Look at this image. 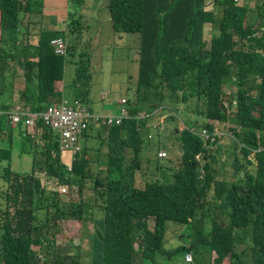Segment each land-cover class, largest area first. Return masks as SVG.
I'll return each mask as SVG.
<instances>
[{"label":"trees","instance_id":"obj_1","mask_svg":"<svg viewBox=\"0 0 264 264\" xmlns=\"http://www.w3.org/2000/svg\"><path fill=\"white\" fill-rule=\"evenodd\" d=\"M69 2L78 6L83 1ZM247 2L212 0L207 11L206 0H108L113 32L138 36V77L127 98L129 118L96 134L98 139L106 134L109 148L106 168L96 174L83 156L67 171L60 161L58 134L40 121L33 137L22 126L21 153L32 156L29 173L12 168L11 135L8 148L0 140V264H80L78 253L72 252L78 243L69 225L83 220L87 179L93 180L91 189L104 213L97 232L100 264H154L190 252L193 264H206L204 251L215 254L207 264H264V0L256 6L255 23L248 20ZM68 13L65 31H47L38 21L41 0H0V111L14 105L9 87L19 70L24 79L19 104L32 112H44L62 99L87 106L91 58L83 47L88 26L83 17ZM32 37L35 45L29 42ZM56 37L64 38V56L50 46ZM67 65L73 75L61 86ZM227 84L236 87L235 107L233 100L228 108L222 100ZM179 106L204 121L183 122L184 129H175L180 162L165 169L156 154L160 179L138 185L139 157L158 143L156 132L147 139L150 116L168 111L165 124L168 118L175 120ZM140 113L148 118H137ZM230 115L234 159L227 171L231 169L233 180H221L214 167L220 138L204 140L199 133H213V126L225 124ZM8 127L0 119V133ZM87 149L81 150L84 156ZM253 151L255 163L248 160ZM36 173L76 188L77 198L72 194L61 200L59 192L42 186ZM168 222L182 235L181 244L170 251L163 246ZM56 235L69 244L66 251L55 246Z\"/></svg>","mask_w":264,"mask_h":264},{"label":"rangeland","instance_id":"obj_2","mask_svg":"<svg viewBox=\"0 0 264 264\" xmlns=\"http://www.w3.org/2000/svg\"><path fill=\"white\" fill-rule=\"evenodd\" d=\"M83 1L85 2V0ZM257 1L258 0H256V2ZM41 7L44 8L43 0H41ZM69 8H70V12L76 14L77 17L79 12L77 8V4L73 2L72 4H70ZM208 10L209 8H207V11ZM97 17H98L97 14H92L91 17L89 18V23L94 25L96 23ZM250 17H253V15L252 16L250 15ZM34 20L36 21V19ZM38 21L40 22L39 19ZM90 26L91 25H89V29ZM96 29H97L96 26H94L93 27L94 33L90 35V38H94V39L96 38V39L93 41V43H89L85 45V46H90L89 48L83 47V49L85 48L84 50L88 52V55L91 58L89 63L90 65L89 70L92 74L90 93H89L88 101L86 103L89 109L91 110V112L93 113L96 112L97 114L110 113L111 115L112 114L118 115L120 113L121 106L117 100L122 96L121 87H123L125 81L128 79V76H130V74L125 75V72L130 66L132 68L131 72L133 73L135 71L137 72L138 69L137 64H135L134 62V58L133 55L131 54V51L127 48L128 42L125 41V38H127V36L129 37L132 36L138 37V36L135 34H121L126 37L118 40L116 37H114V35L107 33L108 31H105L103 27L98 28V34L96 35ZM213 32L218 33L215 30ZM260 34L262 33H258L257 36H259ZM210 35H211V26L208 25L205 28V39L207 41H209ZM84 39L86 40V37ZM130 60H131V65H130ZM69 76L70 73L65 71L64 79L65 78L69 79ZM134 76H136V74H134ZM5 82L8 83L10 81L7 78ZM131 83L132 82H130L129 85L131 86V89H133L134 85H132ZM9 84L10 83H8L7 85ZM23 87H24V82L21 79L15 77L13 78L12 85L9 87L11 88L12 94H14L15 92V101L16 99H18L17 102L19 103L21 102L19 101L20 98L18 95H20V92L18 91L20 90V88L23 89ZM223 91H224V95L222 100L225 104L229 105L230 101L232 100L236 102L234 98L236 87L233 84L225 85L223 87ZM17 92L18 94L16 95ZM103 93L106 94L105 98H102L101 94ZM5 97L6 96H4V99ZM125 99L127 100V98ZM175 110L177 111L176 113L177 116L175 117V120L173 119L169 120L168 118L167 122L164 124V119H165L164 118L162 127L158 129L157 132L155 133L156 135L154 137H157L158 143L156 142V144L147 147L146 150L139 157L141 170L137 172L135 175L136 183L138 185H143L145 182L154 180L155 178L160 179L161 174L160 173L156 174L157 173L155 171L156 167L154 165V159H156L155 158L156 154L160 149L165 150V152L167 153V157L161 160L162 161L161 164L163 165V167H165V169L170 168L169 166H172V164L177 165L180 162L179 156L181 154V148L178 140H176L178 134L175 131V129L177 130L178 128L180 130L184 129L183 122L187 123L191 121L190 124L197 122L198 124L201 125L202 122L204 121L201 116L194 115L193 112H189L187 108H185L184 106H179V108ZM164 115L168 117L169 115L168 111H162L161 113L157 114L152 121L153 122L158 121L159 119L163 118L162 116ZM230 116L231 117L229 118L228 122H226L225 124H220V132L223 134V136L220 139H218V143L215 148V154H214L216 158V163L214 164V167L218 172L217 173L218 179L221 180L227 179L226 177L231 175L230 172H228L227 170L231 168L230 162H232V160L234 159V150H233L234 148L232 145L231 129L234 128L235 125L233 124L234 116L232 115ZM98 129L100 130V128ZM99 130H96L95 133L91 135L90 138L85 139L84 143L80 139V141L82 142L80 143L81 150L83 149L84 146L88 148L87 149L88 151L86 152V156L83 155L82 151L79 152L78 154V158L83 156L86 160L90 162V169L94 174H96L97 171H101L104 170V168H106L105 155L109 151L106 134L102 133L101 134L102 138L100 139H98L95 135ZM1 145L4 148H8V144H1ZM237 155H239V152H237ZM130 156L132 157V155ZM72 158H73L72 154L70 152L65 151L61 153L60 161L65 166H70L72 163ZM14 170L19 173H28L27 171L25 172L23 171V169L17 167H15ZM1 172L2 171L0 170V174ZM169 173L171 177L172 174L171 172ZM36 176L39 177V180L41 181V184L44 188H46L47 190L59 192L61 200H65V199L69 200L70 199L69 197L72 196V194L73 196H75L74 199L77 198L76 188L69 189V187L65 184L63 185L59 183L57 184L55 180L48 178L42 173H36ZM86 182L87 183L82 196V200H83L82 202L84 201L95 202V195H93L91 189L93 180L87 179ZM62 188L66 189V192L65 193L62 192L61 194L60 190ZM83 222L87 225L84 219ZM172 226H176V225L170 222L169 227H167L168 230V234L166 237L167 239L164 238L163 240L164 249L167 251H170L171 249H174L181 244L180 238L182 235H175L174 233H170V227L172 228ZM68 245H69L68 243L65 244L64 242H60L58 245L55 242V246L63 249L64 251L68 249ZM239 248L242 249V246H239ZM189 254H191L193 259V253L190 252ZM214 255L215 254L212 252L204 251L202 255V259L203 261H205L208 257L211 256V259H209V261L211 262L212 259L214 258ZM242 258L245 259V256L243 255ZM175 259H180V256H177V254H175L172 257H165L154 264H161V263L175 264L178 262ZM225 264H229V262L226 261Z\"/></svg>","mask_w":264,"mask_h":264},{"label":"crops","instance_id":"obj_3","mask_svg":"<svg viewBox=\"0 0 264 264\" xmlns=\"http://www.w3.org/2000/svg\"><path fill=\"white\" fill-rule=\"evenodd\" d=\"M43 1H44V8H42V15L39 19L40 27L43 28V30L46 29L50 31H59V32L65 31L66 26L70 21L69 13H68L70 12L69 0H43ZM211 1L212 0H206V4H208L209 6L208 8L210 10L212 9ZM259 2L260 0H258L257 2L256 0H248L247 2V5L251 6L250 11L248 12V20L251 21V23L258 22L256 6H258ZM107 3H108V0H85V2L83 1L82 3L78 4L77 6L79 10L78 15L84 18L85 26H88L87 31L84 35L87 40V42H85V45L89 43H93V41L96 39V38L95 39L90 38V35L94 33V30H93L94 26H96L97 28L96 35L98 34V28L103 27L105 31H108L107 33L114 35V37H116L118 40L126 37L124 35L116 34L113 32L112 23L109 18V13L107 10V5H108ZM92 14H97L98 16L96 23L94 25L89 23V18L91 17ZM250 15L251 16L253 15V17H250ZM89 25H91L90 29H89ZM125 41L128 42L127 48L131 51V54L133 55V58H134V62L138 66V62H137L138 37L127 36V38H125ZM29 42L32 45H35L37 43L33 37L29 39ZM84 47L89 48L90 46H84ZM130 65H131V60H130ZM72 68L73 67L70 65L65 66L64 73L65 71L70 73L69 80L72 78V75H73ZM131 69L132 68L130 66L125 72V75L130 74V76H128V79L125 81L123 87H121L122 96L117 101H119L122 97L128 98L132 94L133 89H131V86L129 84L130 82H132L131 84L134 85L135 87L137 77H138V69H137V72L135 71L134 73L131 72ZM15 74H17V76H14L15 78L21 79L24 82V79L21 75L22 72L20 70L15 72ZM134 74H136V76H134ZM69 80L65 78L61 86L62 85L64 86V84L67 83ZM23 90H24V87L23 89L20 88L18 92H22ZM18 92L16 93V95L18 94ZM12 95H13V99H12L13 104H19V102H17L18 99H16L15 101V92ZM101 95H102V98H105L106 96V94L104 93ZM102 114H110V113H102ZM22 129H24L22 125L18 127H14V128H11V127H8L5 129L3 128L1 131L2 133H0V140H2L3 144H6L9 140V135H11L12 151H13L11 155V161L13 160L12 168L13 170L15 167L21 168L23 169V171L25 172L27 171L29 173L31 171L32 156L31 154L21 153V147L25 141L21 137V134L23 132ZM96 130H99V129L93 128L91 130H88V132H86L87 137H85L83 134L81 137V141H85V139L91 137V135H93ZM101 130L102 129L100 128V130L97 133H101ZM100 138H102L101 134H100ZM229 172L230 174H232L231 169L229 170ZM227 179L233 180V178L230 176H228ZM84 203L86 205V209H85V214L83 216V219L86 221L87 225L83 222V220L81 222H73L74 224L69 225L70 227L74 228V234L77 237V240L75 242L78 243L77 246L79 248V250L72 249V252L78 253L80 264H100V260L97 257L100 252V244L97 243L98 241L97 232L101 231L104 213L98 208V204L96 200L95 202L94 201H84ZM169 223L170 222H168L167 227H169ZM64 224L68 228V224L67 223H64ZM52 231L53 230H51V233ZM170 233H174L175 235H180V232L176 226H172V228L170 227ZM167 234H168V230L166 231L165 239H167L166 238ZM58 237L59 235H56V238H55V242L58 245L60 242H64L66 244V242L62 238H58ZM35 248L36 250L39 249V247L37 246H35ZM163 258L165 257H162L160 260H162ZM182 258H183V255L180 256V259H175V260L178 261L177 263H179L182 261ZM209 259H211V256L208 257L204 262L207 264L208 262H210ZM161 264H164V263H161Z\"/></svg>","mask_w":264,"mask_h":264},{"label":"built area","instance_id":"obj_4","mask_svg":"<svg viewBox=\"0 0 264 264\" xmlns=\"http://www.w3.org/2000/svg\"><path fill=\"white\" fill-rule=\"evenodd\" d=\"M50 46L53 48L54 54L58 56L66 55V44L64 38L56 37L50 42ZM121 106L120 113L118 115L111 114H97L90 111L89 107L80 104L78 101L69 102L66 99H62L58 103L51 104L46 111L37 113L32 112L29 108L23 107L21 104H14L13 107L6 112L0 111V119L5 118L9 127L14 128L22 125L26 133L30 136H35L37 130V122L40 121L43 126L53 130L58 134V147L60 152H70L73 156L72 161L77 159L79 152H81L80 139L85 132L92 128H103L118 126L124 119L129 118V111L127 108V100L122 98L118 101ZM225 104V103H224ZM232 106H236V102H232ZM225 107L228 108L227 104ZM170 111V109H168ZM161 113V110L155 111L150 117L152 118L146 126L147 139L152 138L153 133L157 132L163 125V118L153 122L154 117ZM139 119H147L148 116L144 113H140L136 116ZM153 122V123H152ZM214 131L208 134L206 130L199 133L200 137L204 140L210 139L215 141V138H221L223 134L220 132L219 125H214ZM259 148L258 150H260ZM248 157V160L254 163L253 154ZM166 157L164 150L157 152V159L162 160ZM195 159L198 160L199 156L196 155ZM67 171H71V166H67ZM66 192V189L62 188L60 193ZM177 264H193L191 254L186 253L182 261Z\"/></svg>","mask_w":264,"mask_h":264},{"label":"clouds","instance_id":"obj_5","mask_svg":"<svg viewBox=\"0 0 264 264\" xmlns=\"http://www.w3.org/2000/svg\"><path fill=\"white\" fill-rule=\"evenodd\" d=\"M249 162H251V161H249ZM251 163H253V162H251ZM254 163H255V160H254Z\"/></svg>","mask_w":264,"mask_h":264}]
</instances>
